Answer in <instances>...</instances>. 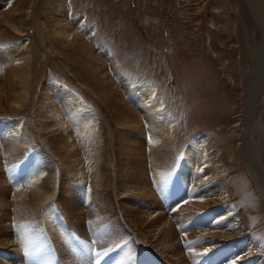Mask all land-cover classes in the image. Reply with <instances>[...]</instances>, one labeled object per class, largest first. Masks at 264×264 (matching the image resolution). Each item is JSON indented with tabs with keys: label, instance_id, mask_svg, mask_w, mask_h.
Here are the masks:
<instances>
[{
	"label": "rangeland",
	"instance_id": "obj_1",
	"mask_svg": "<svg viewBox=\"0 0 264 264\" xmlns=\"http://www.w3.org/2000/svg\"><path fill=\"white\" fill-rule=\"evenodd\" d=\"M249 1L250 0H0V98H2V100H0V136H2L0 137V149L6 146L4 149L7 153H12L13 156L17 155V157L15 156L16 158H14L15 160L23 154V160L20 161L22 163H20L18 167L22 164L24 172L41 166V161H43V163L49 166V170H55L56 174L59 176L58 172L61 168V165H59L60 161L51 147L64 143L63 132L60 133L55 131V127L60 128L56 118H54L55 120L42 118L39 122L38 114H46V109L42 108V112H38V110L42 105H45L49 109H55L56 112L59 110L58 113L60 112L62 115L60 118L63 120H67L68 122L73 121L71 125L74 123L72 125L74 129V125H76L78 120V125L76 126L79 132L83 130L81 127L89 126L91 130V126H93L92 130L95 132V136L92 138L90 134L88 137L82 135V141L80 140V142L84 143L83 147L86 146L89 150L90 154H87L88 156L91 157L93 155L92 157H96L101 155L102 152L103 156H101L104 161L106 160L105 163L103 161L105 168L102 165V160H99L101 156L97 157V160L94 158L90 159L93 161L88 160L89 162L87 164L85 158L88 159L90 157H87L85 153L83 154L80 151V147L78 146H81L82 143L78 145L76 143L79 154H82L80 156L81 162L83 164L85 162V166L82 164L81 169L85 175L82 173L81 178L78 176L80 181H77L75 175L67 174L65 168H61V174H66L60 175L58 184L57 181L55 184L56 188L51 189L53 195L51 197L52 201H50L51 198L45 200L42 207H47L50 211L49 214L52 215H48L44 219L46 226H42L43 230L42 227L38 228L39 231H42L36 233L37 236L35 237L41 238H39V240L36 238L38 241L33 245V248L41 246L49 250V247L51 249L54 246L53 250L61 257L59 240L57 241L54 239L55 230L52 228L54 226H52V224L54 223L50 224V220L58 223L61 233L62 229L63 232L66 230V227L68 231L64 232L65 235L71 234L70 236L76 240L78 236L76 231V212H74L76 210H81L86 213L87 219L83 221L82 226L84 224V227H87L85 226L86 223H95L93 225L97 224L96 227L99 237L100 233L104 235V231H106L104 227L107 226V224H105L104 221L110 217L112 218V216L118 220L121 218L119 221L122 226L125 225V223H129L124 203H131L130 205L136 208L138 207L139 209L145 205V208H152L151 210H155L153 209V203L146 201L147 199L145 200L142 198V200L141 198L137 199V197L133 198L130 196H127V198L126 195H123V181L120 175L121 162L119 155L124 154L123 152L128 150V139L133 140L143 148L146 171L148 170L147 175L149 174L148 181L151 189L155 193L154 195H156L154 199L162 201V204L164 205L165 203L167 206L170 202L171 204H176L177 202L179 204L181 203V206L178 207L179 209L175 207L177 203L173 208H167L166 210L167 217L170 214L168 218L171 223H174H172L174 229L176 230L178 228L176 232H178L179 235L180 247L185 249L183 252L186 253L190 250V244L187 245L184 242H187L190 236L198 233L187 224L190 222L188 210L191 208V203H193L192 200L197 198V195L202 198L221 199L220 197L231 193V185L234 186L236 183L239 190H237V195L235 196L238 197L241 195V208H244L243 206L248 207L250 214L254 217L253 222H251L252 227H257L264 223V205L262 206V204H259V199H261L260 192L253 184L249 173H246L247 171L243 162H241L242 160H239L240 155L238 154L239 150L237 148L240 139L239 135H241L239 123L242 122L245 103L250 95V75L254 73L252 67L249 69H247V66V68L245 67L246 61L243 57V48L245 43L251 48L257 41L259 42L262 40L263 35L261 23L256 19V14L250 4L251 1ZM257 1H261L260 5L263 6L262 10L264 17V0ZM64 24H66L67 28L72 33L70 37L56 31L61 25L64 26ZM243 35H245L246 39H243ZM261 67H264V59H262V64L260 65V69L263 71L264 68ZM27 68L31 74H27ZM23 80H28L31 86L29 103L24 108L16 110L11 108V106L15 105L13 90L19 89L21 87V81ZM57 87L59 90L61 89L60 93L57 92ZM102 87L111 91V100L115 104L112 113L102 100L95 97V94L99 95ZM64 96H68V98L65 99ZM120 98L131 106L132 112L127 110L120 101ZM144 101L148 102V108L145 110L143 104L146 105L147 103H144ZM63 102L66 105L69 102L73 104L75 108L77 107L78 112H76L75 115L78 117L72 114L67 115L65 112L66 105L64 106ZM152 104H155V107H153ZM61 105L63 112H61L62 109H60ZM258 111L259 108L257 109V114L259 113ZM81 112L85 113L86 116L85 114L82 115ZM133 113L135 115H133ZM69 116L70 119L68 118ZM137 116H139L140 122H142L139 126L133 125L130 122V120ZM7 121L9 124H12V126L13 123H15V127L16 123L18 124V122H20L19 126L17 125L16 128L23 127L24 123L26 125L25 127H27L22 131L25 134L18 131L14 135L17 140L16 144L19 138H21V142L19 141L20 143L18 142L17 144L19 148H17L16 151L15 149L12 151L11 148L7 150L10 141H12L11 137L7 135L10 129L9 125H6ZM67 121L65 125H67V127L69 126L71 129L69 125L70 122L68 123ZM39 123H42L46 127V130L40 129L38 126ZM119 123L127 124L120 125ZM103 124H105L106 127L102 126ZM53 125H55V127ZM153 126L155 127L154 129L152 128ZM140 127L142 128L140 129ZM150 128L154 131L152 130V132ZM87 131L88 127L84 129L83 132H76L78 133L77 135L80 136L81 133H85L86 135ZM44 133L49 137L51 147L47 141H45L43 136ZM4 136L7 137L5 138ZM172 136L175 137L172 138ZM102 137L103 139H100ZM23 138L25 140H23ZM124 139L126 140L124 141ZM92 141L94 145L91 143ZM96 142H103L100 145L109 143L112 145L111 149H109L110 145L108 144V150L107 147L103 150L102 147L105 145L99 148ZM208 143L211 145L210 148ZM193 144H195V146H193ZM91 146H94V149H91ZM21 147L23 148L21 149ZM86 148H81V150L86 152ZM212 148L215 150L213 151ZM38 149L42 150L41 152H43L44 155H47L46 160H44L45 156L43 154H38L40 151ZM105 153L107 157H104ZM110 153L112 157L109 155ZM236 153L238 156H235ZM5 154L3 153V155ZM188 157H192L191 165L188 163ZM193 157H195V160ZM111 158L114 159L111 160ZM234 158H238L240 161L242 165L240 166L241 171L236 172L237 168ZM107 159H109V161L111 160L110 164L109 162L106 163ZM150 159H153V161ZM203 160L205 161L203 162ZM36 161L37 163L34 165ZM154 162H156V164ZM15 163H19V161ZM90 163H95L96 165L92 164V168L98 170L95 169V173L90 174H93L91 179L88 174L89 171L92 170L90 166H88L91 165ZM187 163L188 165H186ZM208 163L211 165H208ZM217 165L219 170L216 168ZM18 167H16L18 170L15 168L17 172H23V169ZM26 167L28 168L26 169ZM86 167L89 171H87L88 169L85 170ZM99 167H101L103 171L105 169L106 172H103ZM152 167L154 170L156 169V176L154 177L153 175H155V173H152L153 171L150 172L153 170ZM224 167L226 168L224 169ZM108 170H111V174ZM12 171L14 172V169L10 170L11 173H13ZM192 171L198 175L201 173L202 175L200 174L199 177L202 176L204 178L202 179L201 177L200 179H196L198 177L197 175L194 177L193 181L192 176L195 174L191 176ZM215 171H217V173ZM219 171H221V174L226 171L221 175L222 177L226 176V179L217 176L220 175L218 174ZM99 172L101 174H99ZM109 174L111 177L112 175L114 177L113 179L111 178L109 183L110 185L112 182L110 186H113V188L107 185L110 180ZM150 174H152L153 178H150ZM97 175H103V178L101 177V179ZM107 175L109 176L106 177ZM211 175L213 177L212 179L215 180H211ZM213 175H215V177ZM205 176L208 177L205 178ZM85 177L87 178L86 181L84 180ZM93 177L96 178V180L99 179V181H96ZM216 177L220 182L226 181H224V184H221L217 181ZM239 177H241V179ZM89 179L91 181H89ZM201 179L204 180L205 183H203L204 181ZM81 180L84 182H81ZM210 180L212 181L210 182L211 184L215 181L214 186L219 183L216 186L220 188L215 187V191L213 184L211 186L208 183ZM63 181L67 184L62 191V189L60 190L57 186H61ZM70 181H75L76 184L73 185L74 183H70ZM162 181L165 182V185ZM95 182L96 184L99 182L101 183L96 185ZM88 183L90 184L89 186ZM193 183L196 184L194 185ZM189 184H191V186H189ZM76 185H78V188ZM95 186L96 188L94 189ZM196 186H201V188L197 191L196 189L198 187ZM203 186L205 187L204 190ZM210 187L212 188L210 189ZM70 188H72V190ZM97 188H100L101 191H99L100 189L96 190ZM102 188L104 191H102ZM188 188H190V190ZM191 188H193V190H191ZM58 191L62 192L63 195ZM72 191L74 193H72ZM96 191H99L100 195ZM106 191H108V193H106ZM206 191L208 194L205 193ZM181 194L183 195L180 197ZM192 194H194V196H192ZM9 195L11 196V194ZM91 195L96 197H91ZM110 195L112 196L110 197ZM190 195L193 198L190 197ZM112 197H114L115 200ZM124 197L128 200L126 199V201ZM189 197L191 199H188ZM92 198H94L93 201ZM96 201H98V203ZM143 201L148 205L146 206ZM59 202H61L62 205ZM186 205L188 208L185 207ZM87 206L92 208H88ZM112 207L115 210H112ZM117 207L119 211L116 210ZM93 210L95 211L94 217L92 216ZM174 211L176 213H173ZM182 211H184L183 214H181ZM63 212L66 215L63 214ZM119 214L120 216H118ZM38 215L42 217V212H39ZM100 215L103 216V219ZM55 216L58 218L57 220H53ZM174 216H176V218ZM92 217L94 219L96 218L97 222ZM187 218H189V221ZM172 219H174L175 222L172 221ZM183 220H186L187 223ZM34 223V226L39 224L38 221H34ZM99 225L102 226L99 227ZM90 229L91 228L88 229L87 227L86 230L90 231ZM186 230L188 231L185 233ZM93 232L96 233V231ZM93 232H91L92 235L95 234ZM127 232L131 233L130 230ZM262 232H264V229ZM42 233L49 237L47 238ZM124 236H126V234ZM182 236L185 237L182 238ZM86 237H84V239H88L89 241L90 238H92L90 235H86ZM52 238L56 243L54 241L53 243L51 242L53 240ZM81 238L80 240L83 241V238ZM100 238L103 237L101 236ZM136 238L144 240L140 233L137 234ZM121 240L122 239L116 241ZM98 242L88 246L89 252L99 251L100 248L99 252H110L115 249V246L107 245L109 243H114L111 240H106L105 242L103 240L102 244ZM87 243L89 245L90 242ZM135 243L136 245L132 246V250H129L132 254L137 255L141 251L139 250V246L137 247L138 241ZM72 244L70 245V251H74V245ZM45 245L48 248H45ZM95 246L96 248L100 247L96 249ZM150 246L153 250L152 254L154 258H160L161 256L156 251L155 246ZM91 247L94 249L91 250ZM39 249H41V251L44 250L42 248ZM46 250H44L45 252L42 251L47 258L45 260L50 262L52 257L53 261L50 263L54 264L53 262H55V264H59L57 260L55 261L56 258L54 259V256H51L52 254L48 253ZM128 254L130 253L128 252ZM36 255L41 257V259L44 257L43 255L39 256V254ZM72 255L76 260L80 259L77 254L73 253ZM153 255L150 256L153 258ZM71 258L74 259L73 257ZM162 260L164 263L169 264L164 258ZM66 262L68 264L70 263L68 259H66Z\"/></svg>",
	"mask_w": 264,
	"mask_h": 264
},
{
	"label": "bare ground",
	"instance_id": "obj_2",
	"mask_svg": "<svg viewBox=\"0 0 264 264\" xmlns=\"http://www.w3.org/2000/svg\"><path fill=\"white\" fill-rule=\"evenodd\" d=\"M250 1H251L250 4L252 6V9H253L254 13L256 14V17H257L256 19L261 23L263 35H262V40L259 42L257 41L255 44H253V46H251V48L248 47L247 43L244 44L245 49L243 48V51H244L243 57L245 58V61H246V62L244 61L245 67L247 66L248 67V68L246 67L247 69L252 67L254 73H253V75L252 74L250 75V88H251L250 95H249V97L245 103V111L243 112V115H242L243 116L242 122L239 123L240 127H241V131H240L241 135H239L240 139L238 138L239 143L237 142L238 143L237 148L239 150L238 154L240 155L239 160H242L241 162H243V165L247 171L246 173H249L250 177L252 178L253 184L259 190L260 195H261V199H259V202H260L259 204H262V206H263L264 205V70L262 71L260 69V65L262 64V59H264V17H263V10H262L263 6L260 5L261 1L260 2L257 0H250ZM66 24H64V26L61 25L60 28L57 29L56 31L59 33H63L67 37H70L72 35V33H71V31H69ZM243 39H246L245 35H243ZM261 68H264V67H261ZM26 72H27V74H31L28 68L26 69ZM30 89H31V86H30L28 80L21 81V87L19 89L18 88L16 89L18 92L15 89L13 90L15 105L11 106V108H14L16 110H20V109L24 108L29 103ZM129 89H131V88H129ZM53 90H54V88H53ZM139 90H140V88H139ZM57 92L58 93L61 92V89L59 90L58 87H57ZM41 93H42V91H41ZM95 97H97L99 100H102V102L106 104V107L112 113L115 104L111 100V91L110 90H108L105 87H102L100 89L99 95L95 94ZM67 98H68V96L65 97V99H67ZM0 100H2V98H0ZM137 100H138V98H137ZM144 100H146V99H144ZM120 101L127 108V110L132 112V108L127 102H125L122 98H120ZM149 101H150V99H149ZM69 102L67 103V105L63 102L64 103L63 105L64 106L66 105V108H65L66 111L65 112L67 115L72 114L73 116H76L75 114H76V112H78L77 107L75 108V106ZM144 103H147L146 105L143 104V108L145 110L148 108L147 107L148 102L144 101ZM149 104H150V102H149ZM155 104L154 105L152 104V106L155 107ZM144 105H145V107H144ZM37 106H38V104H37ZM61 107H62V105L60 106V109H62ZM42 108L46 109V114H41V113L38 114L39 122L42 118L52 119V120L54 118H56L58 120L60 128L55 127V125H53V126L55 127V131H58L60 133L63 132L62 135H63L64 143L59 144L55 147H51V145H50L51 141H50L49 137L47 136V134L44 133L43 136H44L45 141H47V143L50 145V147L55 151V154H57L58 159L60 161L59 165H61L60 167L65 168V170H66L65 172L67 174L75 175L76 180L80 181L81 174L83 173L81 170L83 163L81 162V157H80L82 154L81 155L79 154V152L76 148L77 147L76 143H77V145L82 143V142H80V140L82 141V137H83L82 135L88 137V135L90 134V136L93 138L95 136V132L92 130L93 126H91V130L89 129L90 128L89 126L81 127L83 130L80 132H83L84 129H86L87 127H88V131L86 132V135H85V133H81L80 134L81 137H80L79 135H77L80 132L77 130V126H76V125H78L77 124L78 118L76 119L77 120L76 125H74L75 129L72 126L74 123L71 125V123L73 121L72 122L69 121L70 122L69 125L71 126V129H70L69 126L67 127V125H65L67 120L65 121L62 118H60V116H62V115L60 114V112L58 113L59 110L56 112L55 109H49L45 105H42L41 108L38 110V112H42ZM258 108H259V111H258L259 113L257 114ZM117 110H118V107H117ZM149 110H150V108H149ZM61 112H63V109L61 110ZM83 114H85V113H82V115ZM133 115H135V114L133 113ZM85 116H86V114H85ZM76 117H78V116H76ZM68 118L70 119V116ZM258 119H259V121H258ZM140 121L141 120L139 119V116L130 120V122L133 125H137V126H139V124L142 123ZM152 122H153V120H152ZM6 123H7L6 125H9V127H10L7 135H9L8 137H11V140H12V141H10V145L7 147L8 149L7 148L6 149L9 150L11 148L12 151L14 149L16 151L17 148H19V146L17 144L19 141L21 142V140H20L21 138H19V140L16 144L17 140H16V137L14 135L18 131L22 132L27 127H25L26 125L24 122H23L24 128L23 127L16 128L17 125L19 126L20 122H18V124L16 123V127L14 126L15 123H13V126H12V124H9L8 121ZM119 124L120 125H126L127 123H119ZM38 126L40 129L46 130V127L42 123H39ZM102 126H105V124H103ZM155 127H156V125H155ZM155 127L153 126L152 128L154 129ZM141 128L142 127H140V129ZM153 129L150 128L151 131ZM32 130H29V131H32ZM262 133H263V136H262ZM22 134H25V133L22 132ZM128 136H130V135H128ZM0 137H2V136H0ZM21 137H24V136H21ZM173 137H175V136H172V138ZM169 138H171V137H169ZM206 138H208V137H206ZM100 139H103V137ZM100 139H98V140H100ZM14 140H15V144H14ZM23 140H25V139L23 138ZM41 140H40V142H41ZM88 140H89V138H88ZM125 140L126 139H124V141ZM128 140H129L128 150H125L123 152L124 154L119 155L120 162H121V164H120L121 165L120 166L121 167L120 168L121 169L120 175H121V179L123 181V190H122L123 195L124 196L126 195V197L127 196H130L133 198L137 197V199L138 198L139 199L144 198L145 200L147 199L146 201H150L153 203L152 204L154 207L153 209H155V210H151L152 208L151 209L145 208L144 207L145 205L142 206L141 209H139L138 207L136 208L133 205H130L131 203L130 204L124 203L126 215L128 217L127 219L129 220V223H125V225L122 226L120 221H119L121 218L118 217L119 218V220H118L114 216H112V218L110 217L109 219H106V221H104V222H105V224H107V226H105V227L103 226L106 231H104V235L100 233V237L102 236L103 238H100L99 233H97L98 232L97 231L98 229L96 227L97 224L93 225L95 223H93V224H90V223L87 224L86 223L85 226H87L88 229L91 228L90 231L86 230L87 227H84V224L82 226L83 221L85 219H87L86 213L84 211H81V210L74 211V212H76V216H75V219L77 221L76 231L78 233L76 240H74V238L72 236H70L71 234L65 235L64 232L68 231L66 227H65L66 230H64V232H63V229H62V233H61L59 230L58 223L50 220L51 221L50 224L54 223V224H52V226L57 225L55 227L53 226L52 228H54V230H55V232H54L55 238L54 239H56L57 241L59 240L61 257H59L57 255V253L53 250L54 246H53V248L50 249V247H49V250L48 249L46 250L41 246L33 248V245H35L36 242L39 240V238H41V237L37 238L35 236H37L36 233H39L43 230L42 226H46L45 225L46 223H44V219L48 215H52V214H49L50 211L47 207L42 208L44 205L43 203H45L44 202L45 200H47V199L49 200V198H51L53 196L51 193L52 192L51 189L56 188L55 184H56V181L58 184L59 176L62 174L64 175L66 173L61 174V168L59 167L60 170L58 172L59 173V176H58L56 174L55 170H49V166H47L45 163H43V161H41L43 158L40 160L42 162L41 166L35 167L34 169H29L28 172L27 171L24 172L22 164L18 167V165L20 163H22L20 161L23 160V154L21 155V153H20L21 156L19 158H17V160H15L14 158H16L17 155L13 156L12 153H7L6 150L4 149L6 146L3 148L4 150L0 149V264H51L52 263L51 261H53L52 257L50 259L51 263L48 262L47 260H45L47 258L45 257L44 253H42V251L45 252L44 250H46L48 253H51L52 254L51 256H54L53 258L54 259L56 258L55 261L57 260V263H59V264H66L67 263L66 259H68L70 261L69 264H71V263L72 264H78V263L79 264H161V263L156 261V258H154V255L152 254L153 250H152V248H150L151 247L150 245L155 246L156 251L161 256L160 258L161 259L164 258L166 261L169 262V264H233V261H235V264H240L239 262H242V261H245L242 264H264V232H262V230L264 229V223L261 224L260 226L252 227L251 222H253L254 217H252V215L250 214L248 207L243 206L244 208H241V199H240L241 195H239L238 197L235 196V195H237V190H239L238 185L236 183L234 184V186L231 185V187H232L231 193L226 195V196L220 197L221 199H219V198L218 199H216V198H205V197L202 198V197H198L199 195H197V198H194V200H192L193 203H191V206H190L191 208L188 210L189 211L188 216L190 218V222L187 223L186 220H183V221H186V223L189 224L192 227V229H194V231H197L198 233H195L194 235L190 236L192 238L189 237V239H187V242H184L187 245L190 244V246H189L190 250L186 253L183 252L185 249L180 247L179 235H178V232H176V230L178 228L176 230L174 229V227H173L174 225H172L173 222L171 223V221L168 218V217H170V214L167 217V210H166L167 208L168 209L169 208L171 209V207L173 208L178 202L176 204L175 203L171 204V202H170L168 205L169 207H168L167 205H165V203L163 205L162 201H160V200L158 201V199H154L156 195H154L155 193L151 189L150 183L148 181V179H149L148 175L149 174L147 175L148 170L146 171V164H145L143 148L139 144L135 143L133 140H131V139H128ZM208 141H210V140H208ZM91 143H93V141ZM96 143L98 144L99 148L102 147V145H105L104 147H102L103 150H105L106 147L109 145H110L109 149H111V146H112L109 143L102 144V145H100V144L103 142H99V143L96 142ZM166 143H167V141H166ZM196 143H199V142H196ZM211 143H213V142H211ZM21 144H23V143H21ZM83 145H84V143H82L81 146L80 145L78 146V147H80V151L83 154L85 153L86 155L87 154L89 155L90 154L89 150L86 148V146L83 147ZM93 145H94V143H93ZM208 145H210V143H208ZM2 146H4V145H2ZM155 146H156V144H155ZM193 146H195V144H193ZM91 147H92L91 149H94L93 148L94 146H91ZM162 147H163V145H162ZM210 147H211V145L209 146V148ZM219 147H217V148H219ZM22 148L23 147H21V149ZM81 148L82 149L86 148L87 151L83 152L81 150ZM209 148H207V149H209ZM234 149H236V148H234ZM38 150H40V149H38ZM107 150H108V147H107ZM212 150L214 151L215 149L212 148ZM212 150L210 149L211 153H212ZM41 151L42 150H40L38 152V154L42 155L43 152H41ZM171 151H172V149H171ZM20 152H22V151H20ZM97 152H98V150H97ZM110 152H111V150H110ZM235 152H236V150H235ZM3 153L4 154L6 153V154L3 155ZM111 153L109 154L110 156L112 155ZM214 154H216V153H214ZM238 154L236 153L235 156H238ZM88 155H87V157H90ZM96 155H98V154H96ZM101 155L103 156L102 152H101ZM101 155H98L96 157H92L93 156L92 155L88 159L85 158V160H87L86 162L88 164V162H89L88 160H90L92 158L96 159L97 157H100ZM200 155H202V154H200ZM44 156H45L44 160H46L47 155H44ZM102 156H101V158H102ZM104 157H107L106 153H105ZM200 157H202V156H200ZM101 158H99V160H102L101 161L102 165L105 168V166L103 164L104 159L103 158L101 159ZM193 158L195 160V157H193ZM112 159H114V158H111V160ZM234 159H235V166L237 168L236 172L241 171L240 166H242V165H241L240 161L238 160V158H234ZM14 160H15V162L19 161V163H15ZM150 160L153 161V159H150ZM90 161H93V160H90ZM105 161H104V163H105ZM110 161H109V159H107L106 163L109 162V164H110ZM188 161L187 162L190 164L192 161V157H188ZM204 161L205 160H203V162ZM207 162H206V164H207ZM30 163H31V161H30ZM36 163H37V161L34 163V165ZM115 163H118V162H115ZM154 163L156 164V162H154ZM188 163L186 165H188ZM92 164L96 165L95 163H92ZM92 164L88 165V166H90V169L93 170V171L90 170L91 172L88 169L89 167L86 165L88 168L86 167L85 170L88 169L87 171H89V173H88L89 175L91 173H95L94 170L96 168L93 169ZM195 164H197V163H195ZM31 165H32V163H31ZM208 165H211V164L208 163ZM83 166H85V162H84ZM16 167H18V168L21 167L23 169V172L22 171L17 172L18 169ZM28 167H26V169ZM106 167H107V165H106ZM109 167H111V166H109ZM99 168H101V167H99ZM216 168L218 169V165ZM225 168L226 167H224V169ZM12 169H14V172L12 171L13 173L10 172V170H12ZM233 169H234V167H233ZM111 170H108L109 173L111 172ZM102 171H103V169H102ZM102 171H100V172H102ZM104 171H105V169H104ZM226 171H224V172H226ZM100 172H99V174H101ZM150 172L155 173V175H153V177L156 176V169L154 170V168H153V170H151ZM193 172L194 171L191 172L192 173L191 176L193 174H195L194 176H192L193 177L192 180L194 181V177L197 176L198 174L193 173ZM215 172L217 173V171H215ZM219 172H218V174H220V175H217V176L222 177L221 175L224 174V172L222 174H221V171H219ZM161 174H163V173H161ZM92 175H90V179H91ZM109 175H107L106 177H108ZM150 175H151L150 176V178H151L152 174H150ZM199 175L196 179H198V178L200 179L202 177V176L199 177ZM226 175H227V173H226ZM102 176L103 175L98 176V177L101 178ZM213 176L215 177V175H213ZM228 176H232V175H228ZM86 177L84 179L85 181L87 179ZM207 177L208 176H205V178H207ZM210 177H211V180H215V179H212L213 178L212 175ZM225 177H222V178L224 179ZM64 178H66V177H64ZM111 178L112 179L114 178L113 175H112V177L110 175V180H109V182L107 180V182H108L107 185H109ZM203 178L204 177H202V179ZM235 178H237V177H235ZM239 178L241 179V177H239ZM72 179L75 180L74 178H72ZM90 179H89V181H91ZM93 179L96 180V178H94V177H93ZM97 180L99 181V179H97ZM211 180L208 183L211 186L213 184V187L215 190V187H217V188L219 187V186H216L219 183L216 182L217 184L214 186L215 181H213L214 183L211 184L210 183V182H212ZM164 181H162V182L165 185ZM202 181H204V180H202ZM202 181H201V183H202ZM217 181H219L218 178H217ZM224 181H226V180H224ZM224 181H221V182L219 181V182L221 184H224ZM72 182L74 183L73 185L76 184L75 181H72ZM72 182L70 181V183H72ZM81 182H84V181L81 180ZM157 182H159V181H157ZM99 183H101V182H99ZM99 183H97V184H99ZM203 183H205V181ZM227 183H228V180H227ZM66 184L67 183H65L63 181L61 186H59V187L57 186V188H60V190L62 189V191H63V189H65V187H66ZM95 184H96V182H95ZM111 184H112V182H111ZM191 184H189V186H191ZM193 184L195 185L196 183H193ZM89 185L90 184L88 183V186ZM254 185H253V187H254ZM67 186H69V185H67ZM77 186L78 185H76V187ZM102 186H103V184H102ZM201 186L200 187L196 186V187H198L196 190L198 191V189L201 188ZM220 186H223V185H220ZM110 187L113 188V186H110ZM165 187H167V186H165ZM249 187H250V183H249ZM95 188H96V186L94 187V189ZM103 188H102V191H104ZM204 188L205 187L203 186V190H204ZM211 188L212 187H210V189ZM70 189L72 190V188H70ZM98 189H100V188H97L96 190H98ZM121 189H122V186H121ZM188 189L190 190V188H188ZM206 189H208V188H206ZM191 190H193V188H191ZM99 191H101V189ZM99 191H96V192L99 194ZM110 191H112V190H110ZM157 191H159V190H157ZM58 192L61 193V195H63L62 192H60V191H58ZM72 193H74V192L72 191ZM97 193H96V195H97ZM103 193H105V192H103ZM106 193H108V191H106ZM120 193H121V190H120ZM205 193H207V191ZM9 194H11V196ZM113 194H114V191H113ZM54 195H57V194H54ZM94 195H91V197H93ZM111 196L112 195H110V197ZM192 196H194V194H192ZM192 196L190 195V197H192ZM54 197H56V196H54ZM70 197H71V195H70ZM94 197H96V196H94ZM157 197H158V195H157ZM190 197L188 199H191ZM99 198H101V197H99ZM99 198H98V201L100 202ZM112 198H114V197H112ZM117 198H118V196H117ZM127 198H125V200ZM93 199L94 198H92V201H93ZM106 200H107V198H106ZM114 200H115V198H114ZM50 201H52V198L50 199ZM80 201H82V200H80ZM98 201H96V202L98 203ZM59 203H61V202H59ZM105 203H107V202H105ZM47 204H49V203H47ZM75 204H77V203H75ZM116 204H115V206H116ZM180 204L178 203L177 204L178 206L177 205L175 206L176 209H179L178 207L181 206ZM61 205H62V203H61ZM99 205H101V204H99ZM147 205L148 204H146V206ZM164 207H166V208H164ZM185 207H187V205ZM88 208H92V207H88ZM113 209L114 208L112 207V210ZM183 209H185V208H183ZM116 210H118V207L116 208ZM39 212H42L43 219L41 216L39 217V215H38ZM183 212L184 211H182L181 214H183ZM173 213H176V212L174 211ZM63 214H65V213L63 212ZM116 214H118V213H116ZM94 215H95V211L93 210L92 216L94 217ZM184 215H186V214H184ZM100 216L103 219V216L102 215H100ZM118 216H120V214ZM174 217L176 218V216H174ZM65 218H66V216H65ZM189 218H187L188 221H189ZM55 219L57 220L58 218H56V216H55V218L53 220H55ZM90 220H91V218H90ZM94 220H96V218ZM34 221H38L39 224L34 226V224H35ZM42 221H43V223H42ZM172 221H174V219H172ZM96 222H97V220H96ZM179 225H180V223H179ZM100 226H102V225H99V227ZM40 227H42L41 231L38 230V228H40ZM103 227H102V229H103ZM182 229L184 230L183 227H182ZM128 230H130L131 233H128L127 232ZM93 231H96V233ZM187 231L188 230H186L185 233ZM91 232H93L95 234L92 235ZM44 233L46 234L45 231H44ZM44 233H42V234H44ZM138 233H140L143 236L144 240H141L140 238H136ZM125 234H126V236H124ZM86 235H90V237H92V238H90V241L88 239L87 240L84 239V237H86ZM45 236L47 238L49 237L48 235H45ZM81 237L83 238L84 242H82L80 240ZM183 237H185V236H182V238ZM54 239L51 241L52 243H53ZM102 239L104 240V242L106 240L113 241L114 243H109L107 245L115 246V249L113 251L111 250L110 252L109 251L99 252L101 249L100 248L99 251L97 250L94 252H89L87 242H90V243L93 241L98 242V240H99L98 243L102 244V241H103ZM119 239H122L121 241H124V242L116 241ZM69 241H70V243H69ZM137 241H138L137 244L143 245L144 248L137 255H134L131 253L130 250H132V248H133L132 246L136 245L135 242H137ZM49 242H50V240H49ZM51 242H50V244H51ZM71 244L74 245V251H70V249H71L70 245ZM107 245H104V246H107ZM138 245H137V247H138ZM181 245H183V244H181ZM46 247L47 246L45 245V248ZM99 247H97V248H99ZM39 248H42L44 250L41 251V249H39ZM70 252H72V253H70ZM128 252L130 254H128ZM73 253L77 254L80 259L76 260V258H74V256L72 255ZM147 253H148V255H147ZM36 254H39V256L43 255L44 256L43 259H41V257H38ZM150 255L151 256L153 255V258ZM71 257H73L74 259H72ZM64 258H65V260H64ZM53 263L55 264V262H53ZM164 264H166V263H164Z\"/></svg>",
	"mask_w": 264,
	"mask_h": 264
},
{
	"label": "snow or ice",
	"instance_id": "obj_3",
	"mask_svg": "<svg viewBox=\"0 0 264 264\" xmlns=\"http://www.w3.org/2000/svg\"><path fill=\"white\" fill-rule=\"evenodd\" d=\"M233 264H235V261H233Z\"/></svg>",
	"mask_w": 264,
	"mask_h": 264
}]
</instances>
